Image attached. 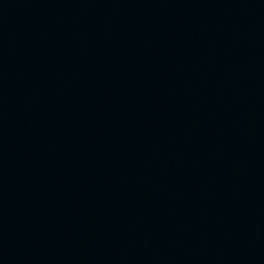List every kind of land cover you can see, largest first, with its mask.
<instances>
[{
    "label": "water",
    "instance_id": "95a60500",
    "mask_svg": "<svg viewBox=\"0 0 264 264\" xmlns=\"http://www.w3.org/2000/svg\"><path fill=\"white\" fill-rule=\"evenodd\" d=\"M0 264H264V0H0Z\"/></svg>",
    "mask_w": 264,
    "mask_h": 264
}]
</instances>
